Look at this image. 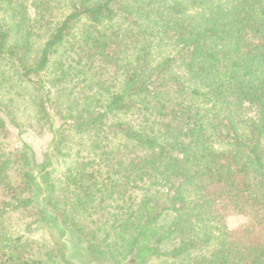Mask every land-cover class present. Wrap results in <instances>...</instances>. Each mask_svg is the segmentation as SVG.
Listing matches in <instances>:
<instances>
[{"label": "trees", "instance_id": "16d2710c", "mask_svg": "<svg viewBox=\"0 0 264 264\" xmlns=\"http://www.w3.org/2000/svg\"><path fill=\"white\" fill-rule=\"evenodd\" d=\"M64 235L264 264V0H0V264H75Z\"/></svg>", "mask_w": 264, "mask_h": 264}, {"label": "rangeland", "instance_id": "374dc122", "mask_svg": "<svg viewBox=\"0 0 264 264\" xmlns=\"http://www.w3.org/2000/svg\"><path fill=\"white\" fill-rule=\"evenodd\" d=\"M18 105L21 106L22 108L24 107V105L21 102L18 103ZM21 118H23V117H21ZM43 141L44 140H41V139H38L37 141L34 140L35 148L36 147L40 148V145H42ZM110 206H112V202H110ZM241 221H242V218L239 216H232L229 218V224L230 225L236 226ZM29 237L36 241L35 249H37V250L43 248L44 246H49V244H52V241H51L52 237L49 234V231L44 227H42L40 229H35V231H32L31 234H29ZM61 240H62L63 244L66 246V250L70 254L71 260L75 261L76 262L75 264H84L80 254L76 255L77 249L74 248L73 245L70 244L69 237L67 235H64L63 237H61ZM125 262H126V264H130V262L127 260ZM88 264H99V263L90 261V262H88Z\"/></svg>", "mask_w": 264, "mask_h": 264}]
</instances>
